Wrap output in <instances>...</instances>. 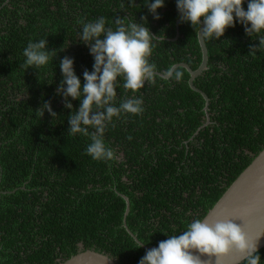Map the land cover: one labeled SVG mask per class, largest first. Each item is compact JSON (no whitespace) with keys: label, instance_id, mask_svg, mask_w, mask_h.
I'll return each mask as SVG.
<instances>
[{"label":"trees","instance_id":"trees-1","mask_svg":"<svg viewBox=\"0 0 264 264\" xmlns=\"http://www.w3.org/2000/svg\"><path fill=\"white\" fill-rule=\"evenodd\" d=\"M159 11L155 20L144 0H0V264H62L86 249L139 264L148 249L137 248L125 218L140 241L158 246L204 219L264 149V49L250 53L259 41L239 23L206 41L208 68L194 83L210 98L207 112L186 67L161 75L179 63L199 68L203 52L191 24L178 23L176 0ZM144 16L153 34H166L150 57L155 78L135 94L119 82L118 102L135 95L143 111L106 130L119 160L96 161L86 154L90 138L70 135L60 63L73 58L83 83L94 58L78 37L82 22L103 17L114 27ZM40 39L52 62L27 69L24 49ZM48 101L56 117L38 113ZM259 254L264 264V248Z\"/></svg>","mask_w":264,"mask_h":264},{"label":"clouds","instance_id":"clouds-1","mask_svg":"<svg viewBox=\"0 0 264 264\" xmlns=\"http://www.w3.org/2000/svg\"><path fill=\"white\" fill-rule=\"evenodd\" d=\"M132 2L135 4V0ZM144 5L155 20H160L159 10L166 6V0H144ZM176 6L180 22L191 24L201 41L219 40L239 23L247 36L259 41V47H252L250 53L264 49V0H176ZM147 24V16L143 23L116 18L114 27L108 26L103 17L82 22L78 37L89 46L93 70L84 71L82 83L73 58L64 57L60 63L63 80L57 95L64 98L66 109L73 110L68 117L70 135L89 137L86 154L96 161L119 160L105 142L106 130L123 114L138 115L143 111L142 98L133 95L118 102L117 89L123 80V89L135 94L155 78L156 66L150 57L156 44L164 43L166 34H153ZM46 45L47 40L40 39L24 49L27 69H41L52 62L55 53L48 51ZM174 77L180 80L182 73L176 71ZM72 100L81 101L78 109ZM45 110L57 116L50 101L38 113L43 116ZM260 235L250 238L232 219H217L214 223L194 219L181 234L168 236L157 247L148 249L139 264H199L194 251L220 257L234 250L240 253L241 264H262ZM143 246L140 242L137 248Z\"/></svg>","mask_w":264,"mask_h":264},{"label":"water","instance_id":"water-1","mask_svg":"<svg viewBox=\"0 0 264 264\" xmlns=\"http://www.w3.org/2000/svg\"><path fill=\"white\" fill-rule=\"evenodd\" d=\"M178 23H180V20ZM179 35L180 28H178V37ZM199 41L203 52V60L199 68L194 70L187 63H179L173 66L171 72L174 73L178 66H184L189 70L191 73L190 84L193 89L201 92L205 96L207 100L205 109L208 112L210 98L194 83L195 79L208 68L209 62V49L207 43L206 41H201L200 38ZM161 75L167 78L171 77L169 74L161 73ZM209 118L210 116L208 114V119ZM124 197L128 203L126 211L127 217L131 211V205L129 197L126 195H124ZM204 219L209 223H214L217 219H232L243 227V230L250 238H255L261 234L259 250L264 248V149L229 186ZM125 226L139 243L142 242L129 228L127 218H125ZM143 247L150 249L157 246L144 244ZM193 255L198 257L199 264H237L241 261L240 253L235 250L220 257L195 251ZM62 264H118V262L106 253L99 252L95 249H86L73 255Z\"/></svg>","mask_w":264,"mask_h":264}]
</instances>
